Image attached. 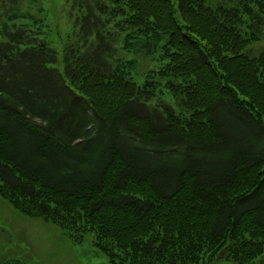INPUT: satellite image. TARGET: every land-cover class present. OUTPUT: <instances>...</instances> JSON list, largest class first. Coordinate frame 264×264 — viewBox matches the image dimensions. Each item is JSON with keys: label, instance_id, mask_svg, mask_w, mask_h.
<instances>
[{"label": "trees", "instance_id": "1", "mask_svg": "<svg viewBox=\"0 0 264 264\" xmlns=\"http://www.w3.org/2000/svg\"><path fill=\"white\" fill-rule=\"evenodd\" d=\"M0 196L112 264H264V0H0Z\"/></svg>", "mask_w": 264, "mask_h": 264}, {"label": "rangeland", "instance_id": "2", "mask_svg": "<svg viewBox=\"0 0 264 264\" xmlns=\"http://www.w3.org/2000/svg\"><path fill=\"white\" fill-rule=\"evenodd\" d=\"M44 2L49 6L57 4L64 11L65 0ZM61 22L67 27L63 13ZM259 47L253 46L252 53ZM147 62L145 60L138 67L141 77L147 69ZM13 260H19L21 264H112L93 244L92 233L85 234L79 241L74 240L68 231L49 221L18 212L0 196V264Z\"/></svg>", "mask_w": 264, "mask_h": 264}]
</instances>
